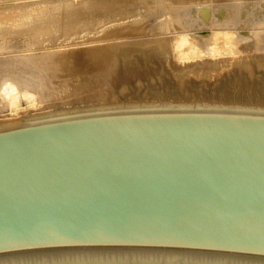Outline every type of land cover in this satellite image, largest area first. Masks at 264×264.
<instances>
[{
	"label": "water",
	"instance_id": "obj_1",
	"mask_svg": "<svg viewBox=\"0 0 264 264\" xmlns=\"http://www.w3.org/2000/svg\"><path fill=\"white\" fill-rule=\"evenodd\" d=\"M0 264H264V108L0 123Z\"/></svg>",
	"mask_w": 264,
	"mask_h": 264
},
{
	"label": "bare ground",
	"instance_id": "obj_2",
	"mask_svg": "<svg viewBox=\"0 0 264 264\" xmlns=\"http://www.w3.org/2000/svg\"><path fill=\"white\" fill-rule=\"evenodd\" d=\"M155 62L179 86L264 71V0H0V123L114 102Z\"/></svg>",
	"mask_w": 264,
	"mask_h": 264
},
{
	"label": "rangeland",
	"instance_id": "obj_3",
	"mask_svg": "<svg viewBox=\"0 0 264 264\" xmlns=\"http://www.w3.org/2000/svg\"><path fill=\"white\" fill-rule=\"evenodd\" d=\"M114 84L117 95L114 102L65 106L62 110L133 104H205L264 108V71L261 70H257L252 76L236 68L218 76H189L179 86V81L162 69L159 63H142L128 72L120 71Z\"/></svg>",
	"mask_w": 264,
	"mask_h": 264
}]
</instances>
